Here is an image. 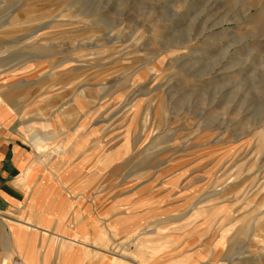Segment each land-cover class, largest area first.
<instances>
[{"label": "rangeland", "instance_id": "obj_1", "mask_svg": "<svg viewBox=\"0 0 264 264\" xmlns=\"http://www.w3.org/2000/svg\"><path fill=\"white\" fill-rule=\"evenodd\" d=\"M0 102L49 261L264 264V0H0Z\"/></svg>", "mask_w": 264, "mask_h": 264}, {"label": "crops", "instance_id": "obj_2", "mask_svg": "<svg viewBox=\"0 0 264 264\" xmlns=\"http://www.w3.org/2000/svg\"><path fill=\"white\" fill-rule=\"evenodd\" d=\"M16 120L7 122L6 118L0 113V264L9 263L6 262L8 259L11 261L9 264H13L14 259L17 257L21 259L23 264H28L23 258L26 254L29 260H32V264H67V261L62 257L57 261H49L52 254H61L60 249L62 247H53L48 244L45 246L44 244L48 241V238L40 232L36 235L32 233L34 227H39L29 224L26 218L15 219L14 217L25 200V182L28 180L27 170L30 168L29 165L27 166L30 159L29 151L24 147V143L15 132ZM15 237L19 240H25L26 249L22 257L18 255ZM36 237H38L36 245H33V239ZM5 239L7 240L5 241ZM221 252V250H216L211 260L215 259ZM226 257L237 260L229 253ZM236 264H238L237 261Z\"/></svg>", "mask_w": 264, "mask_h": 264}, {"label": "bare ground", "instance_id": "obj_3", "mask_svg": "<svg viewBox=\"0 0 264 264\" xmlns=\"http://www.w3.org/2000/svg\"><path fill=\"white\" fill-rule=\"evenodd\" d=\"M6 262H10V259H8ZM212 263L213 262H204V263H201V264H212ZM216 263H219V264H229V263L226 262V259H219L218 261H216ZM232 264H236V261L234 260L232 262Z\"/></svg>", "mask_w": 264, "mask_h": 264}, {"label": "built area", "instance_id": "obj_4", "mask_svg": "<svg viewBox=\"0 0 264 264\" xmlns=\"http://www.w3.org/2000/svg\"><path fill=\"white\" fill-rule=\"evenodd\" d=\"M13 264H23L22 262H15V263H13Z\"/></svg>", "mask_w": 264, "mask_h": 264}]
</instances>
